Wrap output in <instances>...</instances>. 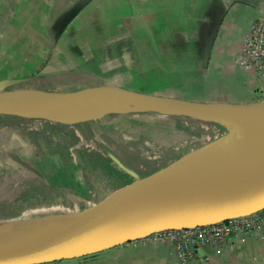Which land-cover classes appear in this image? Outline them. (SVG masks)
<instances>
[{
	"label": "crops",
	"instance_id": "crops-1",
	"mask_svg": "<svg viewBox=\"0 0 264 264\" xmlns=\"http://www.w3.org/2000/svg\"><path fill=\"white\" fill-rule=\"evenodd\" d=\"M77 1L0 0V90L55 93L106 85L220 109L264 107L254 73L236 61L243 35L264 18V0H91L58 30L57 20ZM91 100L96 113L81 119L32 116L13 123L0 115V224L18 225L11 236L79 234L171 162L233 128L219 123L225 132L208 141L199 121L212 120ZM178 144L179 155L155 156ZM146 166L155 169L136 170ZM258 178L264 171L238 161L201 171L178 191L170 225L255 208V194L264 193ZM79 214L86 217L73 218ZM34 264L180 263L168 244L130 241ZM189 264H264V225L260 234L231 237L220 250L215 243L196 247Z\"/></svg>",
	"mask_w": 264,
	"mask_h": 264
},
{
	"label": "water",
	"instance_id": "water-1",
	"mask_svg": "<svg viewBox=\"0 0 264 264\" xmlns=\"http://www.w3.org/2000/svg\"><path fill=\"white\" fill-rule=\"evenodd\" d=\"M91 0H79L74 3L56 22L58 30L64 28ZM210 48V43L206 51ZM2 91L1 93L13 92ZM45 96L32 99L21 110H14L0 104V115L19 117H42L53 121H63L58 117L40 113L31 115L36 110H45L67 103L78 104L91 98H107L121 102L123 108L134 110L143 108L148 111L194 119H209L218 123L233 125V128L220 137L198 147L188 154L171 162L141 185L130 199L119 209L106 211L97 220L76 235H15L0 238V264H34L58 259L73 258L94 251L114 247L133 241L146 234L161 229L188 227L193 225H170L172 214L170 207L180 189L194 180L196 175L213 163H219L221 157L210 156L226 150L233 145L231 154L235 157L246 126L264 129V115L255 112L264 107H233L220 109L210 104L190 102L176 98L155 96L112 86H97L71 92L43 93ZM243 108L245 110H243ZM239 110L240 115L231 113ZM236 161L250 164L264 171V155L250 158L235 157ZM213 161V162H212ZM255 180V179H254ZM253 180V181H254ZM258 184L263 178L256 179ZM252 181V179H251ZM250 196H254L251 195ZM260 198L255 208L233 213L218 221L233 216L249 214L264 208V193L255 194ZM86 216L73 218L83 220ZM213 221V222H218ZM204 222L194 225L213 223Z\"/></svg>",
	"mask_w": 264,
	"mask_h": 264
},
{
	"label": "built area",
	"instance_id": "built-area-1",
	"mask_svg": "<svg viewBox=\"0 0 264 264\" xmlns=\"http://www.w3.org/2000/svg\"><path fill=\"white\" fill-rule=\"evenodd\" d=\"M237 63L254 73L264 96V18L258 16L243 35ZM264 225V208L249 214L229 217L213 223L161 229L133 240L145 244L161 242L173 247L180 264H189L196 247L215 243L220 250L231 237L260 234Z\"/></svg>",
	"mask_w": 264,
	"mask_h": 264
},
{
	"label": "bare ground",
	"instance_id": "bare-ground-1",
	"mask_svg": "<svg viewBox=\"0 0 264 264\" xmlns=\"http://www.w3.org/2000/svg\"><path fill=\"white\" fill-rule=\"evenodd\" d=\"M6 94L9 95L10 97L4 96L2 93H0V104L6 105V106H8L14 110H18V111L21 110L22 107H24L25 105L28 104V101L20 100V98L23 97V95H26L28 97L34 96L35 98H40V97L45 96L41 92H37L34 90H30V89L16 90L13 92H6ZM31 100L32 99L30 98V101ZM85 101L86 100H83L78 104L67 103L64 105H60V106L53 107V108H48L45 110H36V111L31 112L30 114L31 115H37L40 113H44V114L51 115L54 117H58V118L64 119V120H74V119L86 118V117L92 116L94 113H96L97 110H95L89 106V103L92 102L91 99L87 103ZM102 101H103V103L107 104L110 108L111 107H114V108L118 107V109H120L122 107L121 102H114V100L107 99V98H105V99L103 98ZM83 104H84V106H82ZM79 105H81L82 107H84L86 109L75 110V108L72 107V106L79 107ZM98 107L100 108V106H98ZM114 108H112V109H114ZM231 113H235V115H238V116L240 115L239 110H232ZM255 114L256 115H263L264 109L259 110V111L257 110L255 112ZM231 149H233V145L231 147L227 148L226 150L212 154L210 156L209 160H212V157L213 158L214 157H221V161L219 163H213L209 167H212V166H215L218 164H226V163H229L232 161H236L234 159L235 157L250 158V157H253L257 154L263 156L264 155V129L246 126L244 128L243 140H242L240 146L238 147V150L235 151V152H237V153H235V157L232 156ZM40 220H42V219H40ZM58 221H56V225H55V223H53L54 229L57 226ZM34 223H36V222H34ZM67 224L68 223H66L65 225H67ZM21 225H25V223H21ZM17 226L14 224H0V238L11 236L12 232L16 229L15 227H17ZM49 226H50V224H49ZM60 227H61V224H60ZM42 228H44V226ZM61 230H62V228H61Z\"/></svg>",
	"mask_w": 264,
	"mask_h": 264
},
{
	"label": "trees",
	"instance_id": "trees-1",
	"mask_svg": "<svg viewBox=\"0 0 264 264\" xmlns=\"http://www.w3.org/2000/svg\"><path fill=\"white\" fill-rule=\"evenodd\" d=\"M2 118H4L5 120L8 121H14L13 123H17V122H23L26 121L25 118L19 117V116H15V115H2ZM4 120V122H5ZM201 123V133H206L209 135V139L208 141L214 139L215 137H218L219 135L223 134L225 132L224 128L221 126V124L214 122V121H208L206 123H203L201 121H199Z\"/></svg>",
	"mask_w": 264,
	"mask_h": 264
},
{
	"label": "rangeland",
	"instance_id": "rangeland-1",
	"mask_svg": "<svg viewBox=\"0 0 264 264\" xmlns=\"http://www.w3.org/2000/svg\"><path fill=\"white\" fill-rule=\"evenodd\" d=\"M1 93V92H0ZM4 96H9L7 95L6 93H2ZM10 97V96H9ZM20 100H25V101H30V98L26 95H23V97L20 98ZM111 108H114V107H111ZM114 109H118V107H115ZM28 124H30L31 127H33V125H35L34 123L32 124V122H28ZM229 128H231V126H229ZM204 134V133H203ZM206 139L205 135H201L200 137V142H203L204 139ZM197 143V142H196ZM166 151H162L164 154H161V151H159V153L155 154L156 157H160V155H162V158L165 157L166 155H168L170 152V154L168 156H176V155H179L180 152H181V148H180V144L178 145H171V147L168 149L167 151V148L165 149ZM157 160V164H160V162L163 160V159H159V158H156ZM160 160V161H159ZM166 162V161H165ZM164 164V163H163ZM166 164V163H165ZM141 167V166H140ZM155 168L153 166H146L144 167V169L142 170H139V169H136L139 171V174H144V172H151V170H154ZM27 200V199H26ZM31 199L27 200V201H30ZM31 212V211H30Z\"/></svg>",
	"mask_w": 264,
	"mask_h": 264
}]
</instances>
